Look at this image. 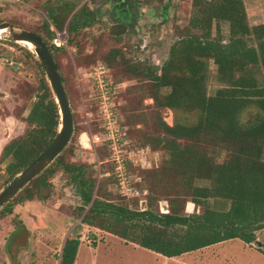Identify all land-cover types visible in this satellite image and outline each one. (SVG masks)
Instances as JSON below:
<instances>
[{
  "label": "trees",
  "instance_id": "16d2710c",
  "mask_svg": "<svg viewBox=\"0 0 264 264\" xmlns=\"http://www.w3.org/2000/svg\"><path fill=\"white\" fill-rule=\"evenodd\" d=\"M125 1L131 3L114 0V4ZM193 4L188 28L162 65L132 61L120 49L107 56L120 60L129 79L150 86L148 95L156 109L169 108L174 113L173 124L157 115L152 131L144 135L146 146L168 154L155 172L174 178L170 188L163 186L159 192L146 187L144 210L142 196L131 197L138 207L117 201L108 192V183L92 173L90 164L65 160L62 153L67 145L14 196L19 197L17 204L33 199L35 193L40 197V186L63 171L83 201L79 208L82 223L115 234L126 243L179 257L227 240L241 239L247 244L257 240V232L264 229V22L250 23L244 0H193ZM64 12L63 20L56 21L60 28L69 13L66 8ZM95 19L96 11L83 8L74 15L71 30L91 25ZM37 34L48 43L66 88L56 54L63 47ZM8 41L20 47L19 42ZM25 47L41 74V90L27 116L17 115L27 123L25 133L2 148L0 162L6 164L8 182L49 146L61 125L59 104L43 65ZM210 62L217 66L218 81L226 85L214 95L207 90ZM165 88L167 93H163ZM161 196L169 201L168 212L159 209ZM11 200L3 207L6 214L13 213ZM189 201L201 210L187 212ZM80 244V237L68 238L60 264H75Z\"/></svg>",
  "mask_w": 264,
  "mask_h": 264
},
{
  "label": "rangeland",
  "instance_id": "374dc122",
  "mask_svg": "<svg viewBox=\"0 0 264 264\" xmlns=\"http://www.w3.org/2000/svg\"><path fill=\"white\" fill-rule=\"evenodd\" d=\"M244 1L250 23L264 22V0ZM125 2L133 15L128 30L119 38L111 32L115 22L113 13L116 12L111 10L114 0H0V22H11L18 30L36 31L49 43L53 42L57 32L63 33L67 45H63L56 54L66 78L75 129L62 156L66 161L90 164L92 173L108 183L106 188L113 198L138 207L131 197L123 195L113 158L120 155L125 159L132 181L137 184L139 176L143 178L137 184L142 188H157L159 192L163 186L169 189L174 178L155 172L168 154L163 149L154 150L146 146L144 135L152 131L157 115L173 124L174 113L169 108L157 110L154 100L148 95L150 86L141 80L129 79L120 60L112 57L108 60L107 56L111 50L120 49L132 61L162 65L169 58L172 45L188 28L194 4L193 0ZM64 8L69 13L60 28L56 21L63 20ZM83 8L96 11L94 23L71 30L74 15L81 14ZM224 29L227 30V25ZM9 38V30L0 34V148L25 133L27 123L17 115L27 116L41 90V74L35 58L25 49L26 45L27 48L30 46L22 42L20 47H16L8 41ZM29 49L33 51L31 47ZM99 64L110 68L106 75L118 85L115 100L117 120L121 127H126L121 128V135L115 141L90 144L88 139L93 135L100 134L106 138L96 97L97 85L91 76L93 67ZM225 86L218 81L217 66L210 62L208 94L214 95ZM167 92V88L163 89V93ZM5 167L6 164L0 162V192L10 183ZM38 193L41 198L35 193L33 199L21 204H17L19 197H14L11 214L4 213V206L0 209V264H60L66 240L74 237L81 239L75 264H162L154 262V257H158L155 253L137 249L115 234L82 223L83 215L80 216L79 208L83 201L63 171H58L47 184L41 185ZM144 202L147 204L146 200ZM189 202L185 208L187 212L201 210L194 204L188 211ZM159 209L161 212L169 211V201L163 196ZM26 231L28 245L20 248L14 263L10 249L18 236ZM194 254L186 257L189 259L187 262L179 256L173 262L170 258L171 263L168 264H264V229L257 232V240L252 244L232 239Z\"/></svg>",
  "mask_w": 264,
  "mask_h": 264
},
{
  "label": "water",
  "instance_id": "95a60500",
  "mask_svg": "<svg viewBox=\"0 0 264 264\" xmlns=\"http://www.w3.org/2000/svg\"><path fill=\"white\" fill-rule=\"evenodd\" d=\"M0 29H8L11 39L15 42H29L33 45V51L37 54L47 78L55 92L57 103L61 113V125L58 134L49 146L25 167L10 183L0 192V209L7 204L23 187L32 179L47 168L57 156L69 144L74 133V114L70 99L64 85L59 65L48 43L36 32L31 30H18L11 22H0ZM128 30V26L122 23L113 24L111 32L115 36H121ZM30 48V47H29ZM146 202H142V209H146ZM28 245V232L21 234L14 241L10 253L14 263L17 262V255L20 248Z\"/></svg>",
  "mask_w": 264,
  "mask_h": 264
},
{
  "label": "built area",
  "instance_id": "2783aa9c",
  "mask_svg": "<svg viewBox=\"0 0 264 264\" xmlns=\"http://www.w3.org/2000/svg\"><path fill=\"white\" fill-rule=\"evenodd\" d=\"M20 1V0H15ZM63 33L57 32L56 36L53 39V43L57 47H62L63 45H67V39H63ZM109 68L104 64H99L94 66L91 72V76L95 84L97 85V102L100 109V115L103 121V126L105 128L106 138L103 135L96 134L93 135L92 138L88 139V142L91 143H99L103 140H113L115 141L117 136L121 135V126L117 120V104H116V95L118 85L114 83L111 78L107 77V73ZM113 161L116 163V172L117 176L120 180L121 191L123 195L128 197H141L142 201L144 195L148 193L147 189L142 188V186L138 187L135 182L132 181V176L130 175L128 168L126 166L125 159L120 155H116L113 158ZM141 180L139 177L136 181Z\"/></svg>",
  "mask_w": 264,
  "mask_h": 264
},
{
  "label": "crops",
  "instance_id": "0c3cea01",
  "mask_svg": "<svg viewBox=\"0 0 264 264\" xmlns=\"http://www.w3.org/2000/svg\"><path fill=\"white\" fill-rule=\"evenodd\" d=\"M1 151H2V148H0V154H1ZM222 243V242H221ZM133 244V246L135 247V248H137V249H143V251H145V252H152V253H155L156 255H158V257L156 258V257H154V255H152L153 257H154V262H157V263H162V264H168V263H171V260H170V258H172V262L173 261H175V260H178L177 258L178 257H167V256H164V255H162V254H160V253H157V252H155V251H152V250H150V249H146V248H144V247H141V246H139V245H136V244H134V243H132ZM132 244H131V246H132ZM217 244H219V243H217ZM127 245H130V244H127ZM214 245H216V244H214ZM214 245H212V246H214ZM212 246H208V247H205V248H203V249H199V250H196V251H193V252H189V253H186V254H183V255H181L179 258L181 259V258H183V260L185 261V262H187V260L189 261V259H186V257L188 256V255H190V254H192V253H203L205 250H208L210 247H212ZM194 254V255H195ZM196 260H198V259H196ZM182 264H185L184 262H181Z\"/></svg>",
  "mask_w": 264,
  "mask_h": 264
},
{
  "label": "flooded vegetation",
  "instance_id": "af4514ba",
  "mask_svg": "<svg viewBox=\"0 0 264 264\" xmlns=\"http://www.w3.org/2000/svg\"><path fill=\"white\" fill-rule=\"evenodd\" d=\"M113 9L116 10V12L113 13L115 20L114 24L116 23L126 24L129 28L133 15V12H131V8L127 6L125 2H121V3H115ZM113 9L111 8V10Z\"/></svg>",
  "mask_w": 264,
  "mask_h": 264
},
{
  "label": "bare ground",
  "instance_id": "6f19581e",
  "mask_svg": "<svg viewBox=\"0 0 264 264\" xmlns=\"http://www.w3.org/2000/svg\"><path fill=\"white\" fill-rule=\"evenodd\" d=\"M6 30H8V29H0V34L6 32ZM24 43H27L31 48H34L31 43H29V42H24ZM85 146H86V144H85ZM193 207H194V203L190 201L188 204V211H191Z\"/></svg>",
  "mask_w": 264,
  "mask_h": 264
}]
</instances>
